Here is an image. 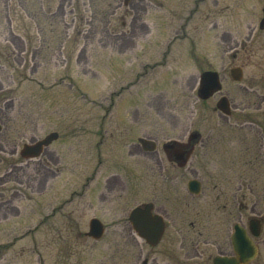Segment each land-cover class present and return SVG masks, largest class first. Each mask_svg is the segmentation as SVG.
Wrapping results in <instances>:
<instances>
[{"label": "rangeland", "instance_id": "374dc122", "mask_svg": "<svg viewBox=\"0 0 264 264\" xmlns=\"http://www.w3.org/2000/svg\"><path fill=\"white\" fill-rule=\"evenodd\" d=\"M124 1L0 0V81L14 101L7 143L58 133L39 158L21 156L4 186L0 264H192L189 232L178 241L194 213L179 220L173 181L146 170L157 153H145L144 183L141 153L129 151L145 137L163 156L162 145L191 127L223 123L218 95L231 102V118L255 119L264 133V0ZM233 67L243 71L239 82ZM207 69L222 90L201 101ZM109 177L120 184L110 193ZM148 201L169 215L154 247L127 222ZM93 217L105 226L100 240L85 235Z\"/></svg>", "mask_w": 264, "mask_h": 264}, {"label": "flooded vegetation", "instance_id": "af4514ba", "mask_svg": "<svg viewBox=\"0 0 264 264\" xmlns=\"http://www.w3.org/2000/svg\"><path fill=\"white\" fill-rule=\"evenodd\" d=\"M11 40H15L14 36ZM5 93L6 89L0 81V206L5 201L4 186L12 171L19 169L21 158L19 143H7L6 110L8 106H13L14 101L7 100ZM223 96L226 95H218L217 102ZM214 111L223 116L217 121L224 122L211 124L207 129L191 127L186 138L182 135L174 140L175 150L163 149V156L156 150L145 151V143H141L138 137L141 150L131 149L128 155L134 158L141 153L138 163L143 169L144 183L145 153H157L152 157L155 167L150 166V169L148 166L147 171L154 173L158 170L163 175L165 171H172L170 178L166 173L160 175L173 181L176 190L174 209L181 216L179 220L186 221L187 213H194L195 216L187 222L190 229L184 235L181 231L176 232L177 236L181 235L179 243L188 232L191 238V252L185 251L184 258L192 260V264H220L216 261L218 257L229 259L224 264H245L244 254L252 247L256 258L247 264H255L258 255L264 252V133L255 119L231 118L232 107L228 115L216 108ZM16 137L20 141V135ZM165 161L171 166H164ZM256 170L259 174L254 176L252 172ZM118 182L116 177H109L106 191L110 193L116 186L119 187ZM146 203L153 204V211L163 218L164 236L169 226L167 211L164 208L156 211L153 202ZM176 249L185 247L179 245L175 246ZM144 264L149 263L145 260Z\"/></svg>", "mask_w": 264, "mask_h": 264}, {"label": "water", "instance_id": "95a60500", "mask_svg": "<svg viewBox=\"0 0 264 264\" xmlns=\"http://www.w3.org/2000/svg\"><path fill=\"white\" fill-rule=\"evenodd\" d=\"M259 27L264 28V19H261ZM231 77L239 81L242 77V71L240 68L236 67L230 71ZM221 89V84L219 81V76L214 71H205L200 76L199 88L197 95L201 99H208L215 92H218ZM217 108L228 114L229 111V102L227 98L223 97L217 103ZM195 135V134H193ZM192 135V138H193ZM58 138L56 132L50 133L44 139H41L34 144H25L22 149L23 157H36L39 156L44 147L48 146L52 141ZM141 143H145L146 150H153L154 143L153 141H147L140 139ZM163 148L165 150H175V142H169L164 144ZM153 206L151 204H145L143 206H138L133 208L128 215V221L131 225V228L136 232L137 236L143 239L148 245L155 246L159 243L163 232H164V222L163 219L158 215L152 212ZM89 230L86 233L88 237H91L95 240L100 239L104 233V227L101 221L97 218H92L88 223ZM242 240H246L245 237H241ZM247 241V240H246ZM248 244V243H247ZM246 262L252 260L255 256V251L251 247L250 251L244 254ZM229 260V259H228ZM224 257H218L216 261L220 264L228 261ZM237 264V263H234Z\"/></svg>", "mask_w": 264, "mask_h": 264}]
</instances>
